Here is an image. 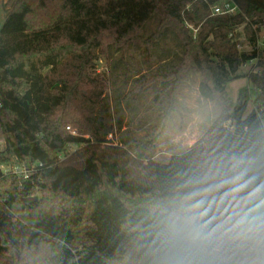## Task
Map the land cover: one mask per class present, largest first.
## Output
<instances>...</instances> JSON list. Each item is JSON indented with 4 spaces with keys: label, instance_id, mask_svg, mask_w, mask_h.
I'll return each instance as SVG.
<instances>
[{
    "label": "trees",
    "instance_id": "16d2710c",
    "mask_svg": "<svg viewBox=\"0 0 264 264\" xmlns=\"http://www.w3.org/2000/svg\"><path fill=\"white\" fill-rule=\"evenodd\" d=\"M232 1L240 12L230 17H210L196 0L15 1L0 31V167L31 172L22 180L0 170V264H264V213L244 223L264 193V0ZM184 18L200 27L196 39ZM168 31L182 57L136 78L128 94L105 93L92 71L99 55L121 52L116 73L131 45L149 57ZM189 62L203 74L201 95L223 108L208 138L152 160L171 97L146 140L114 145L125 110L134 117L157 82L171 94ZM251 62L249 111L250 97L233 104L226 88Z\"/></svg>",
    "mask_w": 264,
    "mask_h": 264
},
{
    "label": "rangeland",
    "instance_id": "374dc122",
    "mask_svg": "<svg viewBox=\"0 0 264 264\" xmlns=\"http://www.w3.org/2000/svg\"><path fill=\"white\" fill-rule=\"evenodd\" d=\"M16 0H0V31L6 21ZM158 25L157 18L148 23V27L143 31L144 37H149L155 32ZM186 27V26H185ZM187 28V27H186ZM166 39L157 46L152 47V53L146 57L144 53L131 45L127 54V61L123 63L117 72L113 73V61L121 58V52L112 55L109 61H106L102 55L94 63L92 71L94 78L105 80V93L109 91L112 94L113 89H120L123 94H128L133 88V81L141 76H150L159 72L168 70L175 61V56L182 57V41L176 37V34L168 31ZM174 33V34H173ZM242 30L238 35L244 38ZM181 42V44H180ZM261 44L264 43V31L260 35ZM248 51V47L245 46ZM184 49V48H183ZM238 74L241 78L227 85V94L235 104L239 99L249 96L251 101L248 110L255 108L254 93L248 80V75L253 71H259L253 63L248 65L237 66ZM117 78L116 86L111 85L112 76ZM203 74L197 65L189 62V66L181 77L174 80L177 84L171 92H160L163 89V83L157 82L154 86L148 88L144 95L133 109L136 115L132 117L129 110H125L123 128L115 136L109 139L114 145H118L120 138L124 137L130 141L133 146L138 141L146 140L147 135L151 132L159 115L168 106L169 98L172 97V108L169 112L168 119L163 133L157 139L153 149L148 151L155 162L167 163L172 156L182 154L189 150L198 141L208 138V132L213 123L222 116L223 108L217 99H205L200 93V86L203 82ZM157 81V80H156ZM109 82V83H108ZM116 82V81H115ZM171 84L173 81L170 82ZM160 92V96L157 97ZM132 119V120H131ZM76 130V129H74ZM77 131V130H76ZM137 151L133 153L136 154ZM145 164L148 161L144 162ZM38 198V197H37ZM264 213V193L263 197L254 203L244 215V223L253 225Z\"/></svg>",
    "mask_w": 264,
    "mask_h": 264
},
{
    "label": "built area",
    "instance_id": "2783aa9c",
    "mask_svg": "<svg viewBox=\"0 0 264 264\" xmlns=\"http://www.w3.org/2000/svg\"><path fill=\"white\" fill-rule=\"evenodd\" d=\"M198 2H202L206 4L210 11V17H230L237 15L240 10L239 7L233 3L232 0H218L215 3H211L210 0H196ZM191 7L188 6L186 10H190ZM185 26L192 32L193 37L196 39V36L200 30V27H196L193 23L189 22L186 18H184ZM245 46H238L239 52H246ZM258 49L264 50V43L261 44L260 39L258 41ZM254 63V62H251ZM67 130L74 136L78 135V132L71 127H67ZM0 170L4 174H13L17 176L19 179L27 180L29 178L31 170L26 168L22 164H13L9 167L2 166Z\"/></svg>",
    "mask_w": 264,
    "mask_h": 264
},
{
    "label": "water",
    "instance_id": "95a60500",
    "mask_svg": "<svg viewBox=\"0 0 264 264\" xmlns=\"http://www.w3.org/2000/svg\"><path fill=\"white\" fill-rule=\"evenodd\" d=\"M24 201H25L26 203L31 204V203H35V202H37V201H38V198H37V197L28 198V199H25Z\"/></svg>",
    "mask_w": 264,
    "mask_h": 264
}]
</instances>
